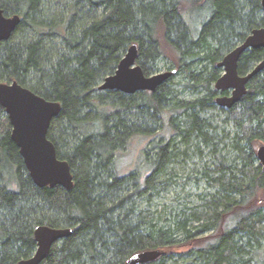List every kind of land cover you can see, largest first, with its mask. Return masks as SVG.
<instances>
[{"label":"trees","instance_id":"trees-1","mask_svg":"<svg viewBox=\"0 0 264 264\" xmlns=\"http://www.w3.org/2000/svg\"><path fill=\"white\" fill-rule=\"evenodd\" d=\"M52 1L0 0L7 16L22 18L0 44V82L16 81L61 103L48 138L69 163L75 184L66 190L33 183L0 105V264L32 257L41 225L74 230L42 264H125L136 254L159 251L144 264H168L180 248H189L185 255L194 264H264V205L258 203L264 169L254 150L255 142H264V70L239 104L223 108L232 137H220L199 116L215 103L213 85L222 74L217 64L264 28L262 0H56L63 7L54 13L47 7ZM134 44L147 76L168 51L185 86L206 95L181 99L170 86L173 77L155 92L100 91ZM263 59L264 48L247 51L239 73ZM137 135L149 138L153 156L146 155L138 177L119 175L117 159ZM201 146L216 160L212 175L205 173L213 192L202 211L163 222L143 202L150 206L171 165L191 147L201 154ZM144 170L150 173L141 179Z\"/></svg>","mask_w":264,"mask_h":264},{"label":"water","instance_id":"water-1","mask_svg":"<svg viewBox=\"0 0 264 264\" xmlns=\"http://www.w3.org/2000/svg\"><path fill=\"white\" fill-rule=\"evenodd\" d=\"M264 9V0H262ZM22 22L20 15L7 16L0 8V44L10 40ZM264 48V28L254 29L246 39L217 64L223 72L215 83L218 92L230 91L229 96L216 99V104L231 109L247 95L248 83L264 70V59L245 75L239 73L241 56L247 51ZM139 48L130 46L114 74L107 76L99 85L100 91H120L127 95L139 92H155L168 81L175 71L147 76L138 64ZM0 105L5 109L12 126L11 138L17 145L25 167L39 188L61 186L66 190L74 187V177L69 163L58 158L55 144L48 138L52 121L62 110L61 103L49 101L37 95L18 82H0ZM257 158L264 169V146L257 152ZM72 228H53L47 225L34 231L37 249L28 259L17 264H42L55 244L70 237ZM159 252H143L134 255L125 264H144L157 259Z\"/></svg>","mask_w":264,"mask_h":264},{"label":"rangeland","instance_id":"rangeland-1","mask_svg":"<svg viewBox=\"0 0 264 264\" xmlns=\"http://www.w3.org/2000/svg\"><path fill=\"white\" fill-rule=\"evenodd\" d=\"M48 2L50 3L51 1ZM52 2L51 5H47L49 9L53 10L52 13L62 10L63 4L58 3V1L56 2V0H53ZM55 42L58 45L62 43V40L59 39ZM227 54L228 53L225 55ZM170 57L171 53L168 51L162 54L156 62V67L151 75L170 72L177 69L176 67H172V57ZM172 77L170 86L172 85V88L179 91L178 95L181 99L194 101L197 98L206 95V92L201 89L192 90L187 88L184 84L185 81L183 80V77L178 73H175ZM207 77L208 75H205V78ZM213 88L215 89V84L213 85ZM220 96H222V94L218 92L215 98L217 99ZM216 99L215 103L208 105L209 108L201 111L199 116L203 119H207L209 123L216 127L218 131L217 134L220 137L225 138V135L228 134L232 137L235 133L234 126L229 122L228 115L223 111V108L216 104ZM153 126H155V123ZM160 126L161 123L158 122L157 127L160 128ZM137 136L138 137L132 139L129 148L126 149L117 159L116 171L119 175L123 176L133 173L138 177L139 174L137 170L139 171L142 168H146L144 164L146 155H148L147 158L153 156V153L150 150L151 145L148 142L149 138L142 135ZM223 143L230 144V141L225 139ZM262 146H264V142H255L254 150L256 156L258 150ZM219 148L223 149L224 145L221 143ZM225 148L228 150L230 145ZM201 149L202 153L200 154L197 149L191 147L186 155H182L179 160L171 165L167 170V174L161 178L163 183L160 186L159 194L154 198L150 206L143 202V206L148 209L150 207L151 212H156V217H161L163 222L171 217L172 214L175 215L176 213H182L189 211L190 209L192 211H202L201 205H203V201L213 192L205 173L209 172V175H212V171L216 167V160L213 158L208 148L201 146ZM233 156L229 155L227 157L232 158ZM257 161V163L260 164L259 160ZM143 173L141 179H144L145 176L150 173V170H144ZM258 203L264 205V193H259ZM209 235H212V233L206 234L204 237ZM188 249L189 248H180L177 253L174 254V259L168 261V264H194L190 258L185 255Z\"/></svg>","mask_w":264,"mask_h":264},{"label":"flooded vegetation","instance_id":"flooded-vegetation-1","mask_svg":"<svg viewBox=\"0 0 264 264\" xmlns=\"http://www.w3.org/2000/svg\"><path fill=\"white\" fill-rule=\"evenodd\" d=\"M225 57V56H224ZM223 57V58H224ZM222 94V96H229L231 94L230 91H226V92H220ZM221 97V96H220Z\"/></svg>","mask_w":264,"mask_h":264}]
</instances>
